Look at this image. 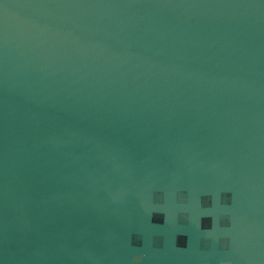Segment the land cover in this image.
Wrapping results in <instances>:
<instances>
[{
	"label": "water",
	"instance_id": "obj_1",
	"mask_svg": "<svg viewBox=\"0 0 264 264\" xmlns=\"http://www.w3.org/2000/svg\"><path fill=\"white\" fill-rule=\"evenodd\" d=\"M0 264H264V0H0Z\"/></svg>",
	"mask_w": 264,
	"mask_h": 264
}]
</instances>
